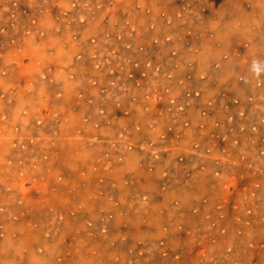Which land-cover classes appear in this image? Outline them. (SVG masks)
I'll return each instance as SVG.
<instances>
[{"label":"rangeland","instance_id":"rangeland-1","mask_svg":"<svg viewBox=\"0 0 264 264\" xmlns=\"http://www.w3.org/2000/svg\"><path fill=\"white\" fill-rule=\"evenodd\" d=\"M263 99L264 0H0V264H264Z\"/></svg>","mask_w":264,"mask_h":264},{"label":"bare ground","instance_id":"bare-ground-1","mask_svg":"<svg viewBox=\"0 0 264 264\" xmlns=\"http://www.w3.org/2000/svg\"><path fill=\"white\" fill-rule=\"evenodd\" d=\"M183 14V13H182ZM218 27V26H217ZM204 36V35H203ZM202 36V37H203ZM182 37V36H181ZM184 39H185V37H184ZM194 57V56H193ZM230 58V57H229ZM216 90H217V88H216ZM251 90H253V89H251ZM261 96V95H260ZM205 100V99H204ZM264 100V99H263ZM254 102V101H253ZM256 110V109H255ZM262 110V109H261ZM262 111H264V110H262ZM259 113V112H258ZM262 114V113H261ZM212 124V123H211ZM175 154H176V152H175ZM214 162V161H213ZM259 165V164H258ZM216 166V165H215ZM257 177V176H256ZM212 178V177H211ZM258 199V198H257ZM247 205V204H246ZM241 206V205H240ZM244 208V207H243ZM239 209V208H238ZM242 209V208H241ZM245 209V208H244ZM264 211V210H263ZM249 212V211H248ZM240 213V212H239ZM258 214V213H257ZM263 214V213H262ZM258 217V216H257ZM219 222V221H218ZM206 223V222H205ZM239 223H240V221H239ZM250 223V222H249ZM209 224V223H208ZM251 225V224H250ZM254 225V224H253ZM232 226V225H231ZM249 226V225H248ZM252 226V225H251ZM256 226V225H255ZM227 229V228H226ZM253 229V228H252ZM217 232V231H216ZM258 232V231H257ZM255 234H256V232H254ZM254 235V234H253ZM258 235V234H257ZM256 236V235H255ZM204 237V236H203ZM202 239V238H201ZM257 239V238H256ZM262 239V238H261ZM194 240V239H193ZM259 242V241H258ZM219 243H221V242H219ZM254 243V242H253ZM211 245V244H210ZM213 245V244H212ZM231 247V246H230ZM252 247H254V246H252ZM236 248V247H235ZM247 248V247H246ZM212 250V249H211ZM226 251V250H225ZM208 253V252H207ZM233 254V253H232ZM221 255V254H220ZM223 255V254H222ZM211 256V255H210ZM219 256V255H218ZM241 256V255H240ZM223 258V257H222ZM224 259V258H223ZM214 261H216V260H214ZM218 261V260H217ZM226 262V261H225ZM241 262H243V261H241ZM248 262V261H247Z\"/></svg>","mask_w":264,"mask_h":264},{"label":"clouds","instance_id":"clouds-1","mask_svg":"<svg viewBox=\"0 0 264 264\" xmlns=\"http://www.w3.org/2000/svg\"><path fill=\"white\" fill-rule=\"evenodd\" d=\"M254 68H256V66L254 65Z\"/></svg>","mask_w":264,"mask_h":264}]
</instances>
